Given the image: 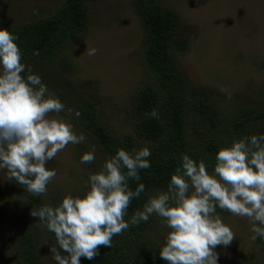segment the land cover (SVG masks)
<instances>
[{
    "label": "clouds",
    "instance_id": "obj_1",
    "mask_svg": "<svg viewBox=\"0 0 264 264\" xmlns=\"http://www.w3.org/2000/svg\"><path fill=\"white\" fill-rule=\"evenodd\" d=\"M17 39L8 30H0V170L39 196L57 175L56 169L46 167L48 162L69 144L84 143L86 137L77 134L67 120L50 117L64 112L65 105L49 93L32 66L22 62ZM96 51L89 49L88 55ZM67 111L73 114L72 109ZM74 114L80 116L78 111ZM145 115L160 119L156 109ZM95 151L93 146L80 163H94ZM150 156L149 147L119 149L99 172L89 174L82 196L69 194L58 206L33 209L31 215L55 235L58 248H50L55 264H80L81 257L93 260L101 246L112 247L114 236L130 225L148 222L154 214L171 230L159 250L166 264H217L214 249L227 247L235 239L217 208L247 218L253 225V242L264 239V133L218 149L211 174L203 159L183 154L167 190L150 196L143 210L125 221L131 201L145 192L143 183L132 190L129 181L141 180L140 170L151 167Z\"/></svg>",
    "mask_w": 264,
    "mask_h": 264
},
{
    "label": "trees",
    "instance_id": "obj_2",
    "mask_svg": "<svg viewBox=\"0 0 264 264\" xmlns=\"http://www.w3.org/2000/svg\"><path fill=\"white\" fill-rule=\"evenodd\" d=\"M130 2L140 23V54L147 71V79L130 95L125 109V120L132 136H117L107 130L99 108L64 79L71 72V66L68 56L61 51L72 45L86 28L88 11L84 0H56L49 14L18 26L0 19V30H8L18 37L15 43L21 50L22 62L31 65L49 91L65 105L62 113L77 134L85 135L84 143L75 144L78 157L87 152L85 145L95 147L92 171L101 168L102 161L114 156L119 149L150 148L151 167L140 170V181H129L132 190L143 183L145 192L131 201L125 221L130 220L136 210H143L150 196L167 190L183 154L196 161L203 159L211 174L218 149L244 136L264 133V102L237 106L222 115L205 91L188 83L174 58L175 53L185 52L188 46L182 20L175 12L162 8L160 0ZM67 109H72L73 114L69 115ZM153 109L159 111V120L146 117L145 114ZM76 111L79 117L75 116ZM18 188L27 201L28 215L13 218L12 248L7 252L9 264H46L39 256L40 241L46 238L49 249L51 246L58 248V244L54 233L43 227L31 212L45 205L58 206L69 194L82 196L86 189L36 196L23 185L19 184ZM1 207V217L9 218L4 204ZM217 212L225 214L227 211L217 208ZM154 235L151 218L137 226L130 225L122 234L113 237L111 248L101 246L99 255L93 260L81 257L80 264H166L159 256L165 242L159 245ZM254 245L252 252L239 256L235 264H264V239L257 238ZM51 264H55L53 259ZM217 264L222 263L218 260Z\"/></svg>",
    "mask_w": 264,
    "mask_h": 264
},
{
    "label": "rangeland",
    "instance_id": "obj_3",
    "mask_svg": "<svg viewBox=\"0 0 264 264\" xmlns=\"http://www.w3.org/2000/svg\"><path fill=\"white\" fill-rule=\"evenodd\" d=\"M84 2L88 11L86 28L61 51L71 66L64 79L99 108L107 130L117 136H132L125 109L130 95L147 79L140 54V23L130 0ZM55 3L56 0H0V19L18 26L49 14ZM160 5L181 18L188 39L185 52L174 54L179 68L189 84L208 94L220 114L230 113L237 106L264 102V0H160ZM89 49H96V54L88 55ZM50 117L71 123L62 112L51 113ZM73 129L77 131L74 126ZM85 149L88 152L91 147L85 145ZM80 160L75 145L69 144L49 161L46 167L56 169L57 175L42 196L85 190L89 174L102 167L92 171V164H81ZM18 185L9 180L6 170H0V264L10 261L7 252L12 248L14 216L20 219L28 215L27 201ZM2 204L9 218L1 217ZM217 214L234 232L235 239L214 251L222 264H235L239 256L255 248L251 239L253 225L247 218L229 212ZM150 218L156 232L153 239L162 245L171 230L158 215ZM39 256L46 264L52 263L46 238L40 241Z\"/></svg>",
    "mask_w": 264,
    "mask_h": 264
}]
</instances>
